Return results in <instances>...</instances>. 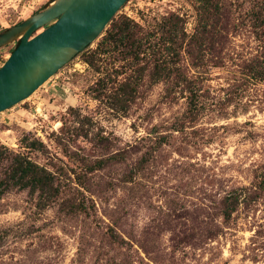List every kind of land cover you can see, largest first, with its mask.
I'll return each mask as SVG.
<instances>
[{
  "label": "rangeland",
  "instance_id": "obj_1",
  "mask_svg": "<svg viewBox=\"0 0 264 264\" xmlns=\"http://www.w3.org/2000/svg\"><path fill=\"white\" fill-rule=\"evenodd\" d=\"M51 1L0 0V33ZM220 3L214 44L181 55L195 109L190 92L168 98L147 73L130 109L113 110L86 61L105 31L0 114V151L29 157L60 186L52 201L18 189L0 198V264H264V0ZM171 14L194 34V0H128L106 30ZM16 47L0 49V66ZM119 57L100 65L113 73Z\"/></svg>",
  "mask_w": 264,
  "mask_h": 264
},
{
  "label": "trees",
  "instance_id": "obj_2",
  "mask_svg": "<svg viewBox=\"0 0 264 264\" xmlns=\"http://www.w3.org/2000/svg\"><path fill=\"white\" fill-rule=\"evenodd\" d=\"M194 2L197 7L198 25L193 35L186 32L184 20L176 14L157 20L151 27L141 26L130 18H122L113 21L98 42L97 48L86 54L87 63L101 75L94 91H97L98 95L107 94L113 110L126 113L130 109L136 100L141 80L147 73L154 83L166 81L168 98L176 99L179 93L190 92V105L192 109L196 108V94L199 90L195 82L184 73L180 64L181 55L183 52L191 55L190 48L195 43L201 46L206 43L210 46L214 44L220 34L215 31L217 17L222 15L223 8L220 0H194ZM116 52L121 55L118 61L123 62V66L120 65V70L116 68L112 73L109 69L102 68L100 62L104 56ZM127 66L137 67L136 72L139 76L128 74ZM121 76L122 79H119ZM172 77L175 78L174 81H170ZM40 144L41 142H33L25 147L36 148ZM6 161L11 163L4 177L0 179V198L11 189L38 193L42 201L43 199L52 201L59 195L60 186L57 178L47 168L27 156L12 153L8 149L0 151V163ZM234 210L233 206H226L224 210L226 220L231 219Z\"/></svg>",
  "mask_w": 264,
  "mask_h": 264
},
{
  "label": "water",
  "instance_id": "obj_3",
  "mask_svg": "<svg viewBox=\"0 0 264 264\" xmlns=\"http://www.w3.org/2000/svg\"><path fill=\"white\" fill-rule=\"evenodd\" d=\"M128 0H52L0 33V49L18 46L0 66V114L30 98L95 43Z\"/></svg>",
  "mask_w": 264,
  "mask_h": 264
}]
</instances>
